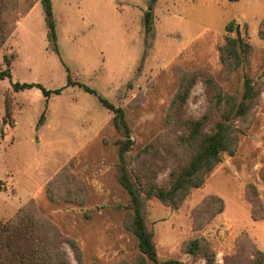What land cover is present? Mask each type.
Instances as JSON below:
<instances>
[{"label": "rangeland", "instance_id": "374dc122", "mask_svg": "<svg viewBox=\"0 0 264 264\" xmlns=\"http://www.w3.org/2000/svg\"><path fill=\"white\" fill-rule=\"evenodd\" d=\"M253 1L247 0V14ZM33 2V12L18 20L0 48V222L31 204L34 217L59 239L57 250L68 264L79 263L69 241L77 244L82 264H142L138 239L125 225L131 198L118 181L119 141L125 138L99 97L125 114L133 181L164 186L193 152L184 142L187 121L208 113L215 121L214 94L222 90L239 100L247 78L259 96L247 118L234 122L240 131L234 153H223L204 184L177 208L142 195L159 259L146 264H206L184 251L194 239L208 243L213 264L235 254L242 235L264 252V39L258 34L264 14L255 23L240 21L249 60L225 72L218 46L231 13L223 0H52L58 52L49 46L40 0ZM259 3L253 5L260 9ZM149 8L152 21L145 30ZM218 10L226 22L217 28ZM68 75L96 95L65 87ZM207 78L214 82L207 86ZM192 80L186 102L171 109ZM14 83L62 91L46 98L36 88L15 91ZM60 173L51 201L46 187ZM249 185L261 207H252ZM209 195L222 199L224 211L195 231L193 213ZM252 210L262 219L255 221Z\"/></svg>", "mask_w": 264, "mask_h": 264}, {"label": "trees", "instance_id": "16d2710c", "mask_svg": "<svg viewBox=\"0 0 264 264\" xmlns=\"http://www.w3.org/2000/svg\"><path fill=\"white\" fill-rule=\"evenodd\" d=\"M34 0H0V48L14 31L18 20L26 16L34 6ZM238 2L239 0H228ZM44 22L47 28V40L51 49L58 52L56 24L51 0H40ZM152 21V12L149 8L144 13V27L149 30ZM264 20L262 21V26ZM224 31L227 33L223 44L218 46L219 60L225 72H232L247 64L251 53V46L242 39L239 25L235 21L229 22ZM259 37L264 39V29L260 27ZM234 35V36H233ZM4 61L9 63L6 57ZM3 76V74H1ZM214 82L207 78L206 84ZM194 80L190 81L172 102V108L182 107L189 95ZM82 87L85 92L96 95L95 91L80 83L74 82L68 75L65 87ZM15 91L38 89L48 98L51 94L59 95L62 89L54 91L46 90L42 85L35 83H14ZM259 91L252 85L249 79L244 81V92L238 100L236 96L218 90L214 94L213 113L216 120L212 121L211 114H204L198 120L187 121V136L184 140L193 152L185 165L179 166L171 172L167 184L159 186L152 182L147 186L135 183L128 169L127 154L132 142L128 139L129 127L125 114L121 108L114 107L106 99L99 97L100 103L113 113V126L125 139L119 141V165L118 181L131 198L132 214L126 227L138 239V248L142 264L146 261L159 263L153 234L145 226L143 218V196L155 197L172 208H177L187 197L191 189L200 188L204 184L206 175L214 170L220 162L221 155H232L238 144V132L234 126L237 119H246L251 112ZM180 102V103H177ZM9 106L6 105V110ZM215 110V111H214ZM8 112V110H7ZM42 114L39 122L43 121ZM127 138V139H126ZM66 169V168H65ZM64 169V170H65ZM63 178V173L47 184L46 194L54 201V185ZM248 198L253 206H262L258 200V192L253 185L248 186ZM224 211L221 198L209 195L203 199L193 213V229H203L214 217ZM255 221L262 217H255ZM40 220L34 217L32 205L27 204L6 222H0V264H68L63 254L58 251V240L49 232V224L42 225ZM68 245L76 254L78 264H82L79 257V249L76 243L69 241ZM235 254L225 258L224 264H264V252L258 249L246 235H242L236 242ZM186 254L201 256L206 264H213L214 253L204 239H194L184 244ZM160 264H183L176 260L163 261Z\"/></svg>", "mask_w": 264, "mask_h": 264}, {"label": "crops", "instance_id": "0c3cea01", "mask_svg": "<svg viewBox=\"0 0 264 264\" xmlns=\"http://www.w3.org/2000/svg\"><path fill=\"white\" fill-rule=\"evenodd\" d=\"M52 1V0H51ZM215 1V0H214ZM224 1V6H230V17H229V21H232V20H235L237 22V24H240V21L242 20H247L249 21H254V23L256 22V16L257 15H261V14H264V0H260L261 3H259L261 6L260 9H257L256 8V5H253V4H256V1L257 0H254L252 3H251V8L250 10H252V12L250 14H247L248 13V10H246V3H247V0H239L238 2H230L228 0H223ZM255 7V8H254ZM254 9V10H253ZM33 12V9L31 10ZM223 10H218V13L216 16H219L218 17V23L216 24V27H222L221 24L226 21H223V18L221 17V12ZM30 12L28 14V16L32 13ZM250 15V16H248ZM223 21V22H222ZM245 22V21H244ZM210 28V29H214V26L212 25H205L203 28Z\"/></svg>", "mask_w": 264, "mask_h": 264}]
</instances>
